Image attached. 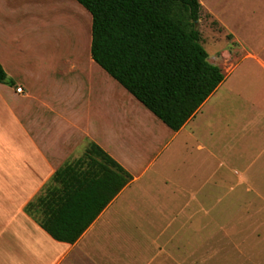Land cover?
Returning <instances> with one entry per match:
<instances>
[{
  "label": "crops",
  "instance_id": "obj_1",
  "mask_svg": "<svg viewBox=\"0 0 264 264\" xmlns=\"http://www.w3.org/2000/svg\"><path fill=\"white\" fill-rule=\"evenodd\" d=\"M39 6L43 10L39 0H0V63L6 72L9 67L21 66L11 58L13 48L24 38L15 15L41 13ZM212 12L222 29L224 25L229 28L221 17V5L218 12ZM258 37L260 49L248 51L239 35H226L234 47L226 44L220 49V63H214L221 67L225 79L178 131L168 127L93 58L123 88L114 86L109 93L99 89L94 75L97 69L90 58L80 64L89 69L63 74L59 68L63 63L55 65L57 55L52 57L54 63L47 59L39 69V80H47V84L29 87L15 80L11 87L0 83V106H9L19 126V132L9 136L11 180L0 183V264H147L133 263V241L148 237L145 222L193 219L196 208L192 211L191 204H201L196 174L202 176V182H210L211 158L222 157L210 143L217 137L210 128H218L206 119L210 110L223 112L221 100H213L217 92L228 86L229 92L236 94L227 98L233 108L237 94L243 92L255 95L252 101L261 92L263 100L257 101L264 102V35ZM247 59L256 66L247 72L249 80L244 79L246 71L239 70ZM19 75L28 82L22 71ZM34 76L38 77L37 73ZM19 87L23 92L17 91ZM256 89L259 92L254 94ZM260 110H264L263 103ZM85 138L104 149L133 179L75 243H68L54 239L41 226V212L31 215L26 207L53 185L57 170L83 156ZM193 154L203 156L199 168ZM240 180L244 182L243 176ZM203 213L205 216L207 211Z\"/></svg>",
  "mask_w": 264,
  "mask_h": 264
},
{
  "label": "rangeland",
  "instance_id": "obj_2",
  "mask_svg": "<svg viewBox=\"0 0 264 264\" xmlns=\"http://www.w3.org/2000/svg\"><path fill=\"white\" fill-rule=\"evenodd\" d=\"M39 2L43 5V10L39 6L41 13L25 15V12H20L15 15L24 38L13 48L11 58L21 66L19 69L7 68L9 79L18 80L23 85L29 84V87L47 84V80H39V69L42 63L56 55V61L52 62L55 61V65L63 63L59 68L68 75L89 69L87 65L86 68L80 65L86 64L88 58L93 61L90 51L91 14L76 0ZM200 2L202 8L197 28L211 62L220 63V49L226 44L230 49L234 47L226 38L231 32L246 42L248 51L260 49L256 41L258 36L264 35V0ZM220 5L221 17L229 28L224 25L222 29L214 18L212 11L218 12ZM12 47L10 45L9 48ZM95 66L97 70L94 75L99 89L109 93L114 86L123 88L99 65L95 63ZM254 68L255 62L247 59L239 70L241 73L246 71L244 79L249 80L251 78L247 72ZM21 71L28 82L20 77ZM35 73L38 77L34 76ZM256 92L259 89L254 90V94ZM229 95L236 94L230 93L228 86L220 89L213 100H221L223 112L219 108L215 113L210 110L206 117L218 128H210L217 135L216 141L210 143L221 151L222 157L211 158L213 172L210 182H202V176L196 174L197 201L201 204L190 206L192 211L196 208L195 217L190 220L185 217L179 221L145 222L148 237L133 241V263L264 264V110H260L264 102L257 101L263 100V97L260 92L257 99L252 101L255 95L249 96L248 92L237 94V106L233 108L227 104ZM260 113L263 115L259 116ZM18 127L9 106H0V183L11 180L9 136L12 132H19ZM92 142V139L85 138L83 150ZM198 155L193 154L192 158L199 168L203 156ZM241 176L244 182H241ZM184 211L187 212L188 208ZM204 211H207L205 216Z\"/></svg>",
  "mask_w": 264,
  "mask_h": 264
},
{
  "label": "trees",
  "instance_id": "obj_3",
  "mask_svg": "<svg viewBox=\"0 0 264 264\" xmlns=\"http://www.w3.org/2000/svg\"><path fill=\"white\" fill-rule=\"evenodd\" d=\"M92 16L91 57L174 131L223 83L196 21L200 0H76ZM0 83L14 85L0 63ZM133 179L96 143L61 167L30 202L56 240L75 243Z\"/></svg>",
  "mask_w": 264,
  "mask_h": 264
},
{
  "label": "built area",
  "instance_id": "obj_4",
  "mask_svg": "<svg viewBox=\"0 0 264 264\" xmlns=\"http://www.w3.org/2000/svg\"><path fill=\"white\" fill-rule=\"evenodd\" d=\"M17 91L22 92V88L21 87L17 88Z\"/></svg>",
  "mask_w": 264,
  "mask_h": 264
},
{
  "label": "water",
  "instance_id": "obj_5",
  "mask_svg": "<svg viewBox=\"0 0 264 264\" xmlns=\"http://www.w3.org/2000/svg\"><path fill=\"white\" fill-rule=\"evenodd\" d=\"M199 21V20H198ZM198 21H196V24L198 23Z\"/></svg>",
  "mask_w": 264,
  "mask_h": 264
}]
</instances>
